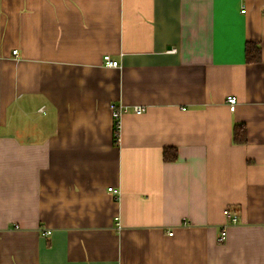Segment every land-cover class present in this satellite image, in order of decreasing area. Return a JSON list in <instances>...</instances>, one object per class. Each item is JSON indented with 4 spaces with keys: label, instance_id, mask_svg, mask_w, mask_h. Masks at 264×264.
<instances>
[{
    "label": "crops",
    "instance_id": "0c3cea01",
    "mask_svg": "<svg viewBox=\"0 0 264 264\" xmlns=\"http://www.w3.org/2000/svg\"><path fill=\"white\" fill-rule=\"evenodd\" d=\"M0 264H264V0H0Z\"/></svg>",
    "mask_w": 264,
    "mask_h": 264
},
{
    "label": "built area",
    "instance_id": "2783aa9c",
    "mask_svg": "<svg viewBox=\"0 0 264 264\" xmlns=\"http://www.w3.org/2000/svg\"><path fill=\"white\" fill-rule=\"evenodd\" d=\"M15 53V50L13 51ZM103 62L105 65L110 66V67H116L119 65V61L116 59L110 58L109 55H104L103 56ZM229 110L233 111L235 109L237 99L233 95H229L226 98ZM125 109V107H117L113 106L112 114L114 117V139L118 143V138H119V116L121 112ZM144 110L143 106H134L133 111L136 113H140ZM109 191H111L114 194H119V190L116 188L109 187ZM225 217L227 219L226 223L221 227L219 236H218V241H223L226 236V227L229 224H234L237 222L236 215L233 214L229 209H225L224 211ZM42 234H48L50 233L48 230L41 231Z\"/></svg>",
    "mask_w": 264,
    "mask_h": 264
},
{
    "label": "trees",
    "instance_id": "16d2710c",
    "mask_svg": "<svg viewBox=\"0 0 264 264\" xmlns=\"http://www.w3.org/2000/svg\"><path fill=\"white\" fill-rule=\"evenodd\" d=\"M245 51H246V56L249 60H258L259 47H256L255 44L247 43ZM233 138L236 142H244L246 140V131H245L243 124L235 125L234 132H233ZM114 143L117 144V141H115V139H114ZM168 154H169V151L165 149L163 152L164 158L172 159L175 157V151H173V154L171 156H169Z\"/></svg>",
    "mask_w": 264,
    "mask_h": 264
},
{
    "label": "bare ground",
    "instance_id": "6f19581e",
    "mask_svg": "<svg viewBox=\"0 0 264 264\" xmlns=\"http://www.w3.org/2000/svg\"><path fill=\"white\" fill-rule=\"evenodd\" d=\"M223 226V225H222Z\"/></svg>",
    "mask_w": 264,
    "mask_h": 264
}]
</instances>
